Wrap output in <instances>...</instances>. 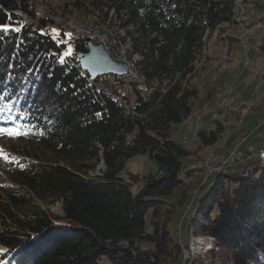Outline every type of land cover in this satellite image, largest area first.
Returning <instances> with one entry per match:
<instances>
[{
    "label": "trees",
    "instance_id": "16d2710c",
    "mask_svg": "<svg viewBox=\"0 0 264 264\" xmlns=\"http://www.w3.org/2000/svg\"><path fill=\"white\" fill-rule=\"evenodd\" d=\"M28 2L0 0V25H23L0 33V95L17 102L0 128L27 125L31 133L7 153L13 162L4 167L0 202L15 208L33 197L60 202L63 215L37 208L1 220L0 246L7 251L0 264L172 263L180 245L169 226L195 185L188 231L213 239L229 264H264V163L203 183L201 171L189 167L192 152L172 137L217 94L216 86L203 94L199 78L209 40L221 41L222 26L237 15L235 0H60L65 19L66 12L83 22L97 15L116 29V48L128 45V60L137 58L133 68L147 91L133 86L124 103L97 86L74 52L64 56L68 42H57L66 31L56 27L60 37H54L49 19L22 24L18 11L29 15ZM228 38L230 46L239 41ZM223 132L214 120L213 130L199 133L200 145H215ZM138 155L156 170L126 180V164ZM179 188L189 191L173 205L169 198Z\"/></svg>",
    "mask_w": 264,
    "mask_h": 264
},
{
    "label": "rangeland",
    "instance_id": "374dc122",
    "mask_svg": "<svg viewBox=\"0 0 264 264\" xmlns=\"http://www.w3.org/2000/svg\"><path fill=\"white\" fill-rule=\"evenodd\" d=\"M30 5L33 8L32 11L34 15L43 11H52L56 15L60 14V9L58 8L60 7L59 5H61L60 0H30ZM55 14H49L52 17L49 19H51L50 21L54 25L50 30L51 32L53 29L57 31L61 29L55 21ZM115 21L120 24L116 19ZM74 22H76V20H74ZM261 22L263 23L262 28ZM78 23L82 26L86 25L89 29L93 25L87 23L82 24L81 22ZM101 29L107 32L108 35L116 33L115 28H99V30ZM218 34L223 35V39L219 41L214 35L209 40L208 50H206L205 54L212 59H208L207 63H203H206L207 70L204 72V76L199 78V85L203 88V94H205L210 86H216L215 91L217 94L206 106L200 107L198 105L192 117L188 119L186 123L188 124L194 118H200L202 122L201 131L208 132L214 129V120H217V122L222 123L224 132L218 142L213 146L202 147L198 137H192L189 142L183 144L184 148L192 152V157L188 160L189 162L192 161L189 167L198 161L200 156L202 157L210 153L212 155L220 154L224 146H231L229 143L232 142L233 146L242 138L248 139L247 144H252V146L264 145V139H256L254 135L249 138L246 137L247 134L255 129L264 119V56L260 57L257 52V47L264 43V0L244 1L243 5L237 9V15L233 23L230 25H223L221 32ZM227 35L235 37L239 39V41L233 42L230 46L229 36ZM64 40L68 42V46L71 45V39L69 40L68 37L65 36ZM126 50H128V45L124 46L122 52H126ZM126 55L124 56L127 57ZM134 59L137 58H132V62ZM135 80L143 83V80H141L135 72H133L132 78L125 81L126 83H131ZM220 82L224 85L223 88L219 87ZM226 88L233 92L230 93ZM234 91L240 94L243 93L242 97L245 96L243 99H237L236 105H234ZM241 101H254V105L249 111L247 110V104H239ZM253 118L258 120L251 122ZM184 125L185 123L178 125L172 132L173 139L178 141V139L183 136L186 128V125L185 127ZM230 140H234L235 142H230ZM13 141V139L6 136H0V154L9 158L7 153L10 152ZM7 165L8 162L0 158V184L5 179L6 172L4 167ZM102 170L103 166L100 163L96 169V173L99 174ZM155 170L156 165L148 156L138 155L127 162L122 176L128 180L130 173L131 175H137L142 178L143 176L155 172ZM201 173L203 176L202 180L206 183V176H204V172ZM197 188L198 185H195L193 191L188 193V199L186 201L188 204L186 202L183 203L172 217L169 229L174 234V239L180 245V252L178 258L174 262L165 264H229L226 262V258L223 254L225 250H218L216 246H212L210 241H208L209 238H200L188 231L189 219L197 209V202L195 201ZM188 189L189 188H185L184 192L183 188L177 189L173 194V198H169V201H171L173 205H176L175 202L177 199H180L181 193L183 192L186 194V192L189 191ZM202 194H204V191L200 192V195ZM2 201L3 200L0 202V221L9 218V216L14 217L24 215L25 213L30 214V212H33L37 208L40 210L48 209L50 213L58 217L63 215L60 202H42L33 197L28 205L15 208L10 207ZM199 239L204 240L208 247L194 251L193 244ZM3 250L4 248L0 246V255L3 253ZM213 253H215L213 257L208 256V254L211 255Z\"/></svg>",
    "mask_w": 264,
    "mask_h": 264
},
{
    "label": "built area",
    "instance_id": "2783aa9c",
    "mask_svg": "<svg viewBox=\"0 0 264 264\" xmlns=\"http://www.w3.org/2000/svg\"><path fill=\"white\" fill-rule=\"evenodd\" d=\"M29 15L23 14L18 11V14L21 15L23 24H33L37 25L41 19H49L52 18L49 14H55L50 11H43L39 13L38 18H31V10L33 9L30 5L29 0ZM62 12L60 10V14L56 15V22L61 27L62 30L67 33H71V47L74 48L75 43H81L86 39L90 40L94 44L101 43L104 49L111 55H119V51H110V47L106 46V43L102 41L98 34L93 31L80 30L78 21L74 22L75 17L68 14L66 12L64 15L67 17L66 19L62 16ZM30 20H29V18ZM51 20V19H49ZM121 61L124 59L121 57ZM132 78V75H113L107 74L98 77L97 86L101 87L104 91H108L109 93H117L121 102L124 103V99L130 96L132 93L133 86H136L137 90L144 93L147 91L142 84H138L135 81L131 83H126L125 80ZM202 123V122H200ZM264 120H262L255 129L251 130V137L254 135L257 139H264ZM188 134H194V129H187V133L183 134V136ZM183 136L181 139H183ZM248 139L245 141H241L238 149L236 150H228V146L224 147L221 151L220 155L217 157H209L205 158L204 162L194 163V166H205L206 171H211V174L216 173L217 171H230L233 174L235 173H246L252 165L258 163H264V145L259 149L255 150L254 147L248 146Z\"/></svg>",
    "mask_w": 264,
    "mask_h": 264
},
{
    "label": "bare ground",
    "instance_id": "6f19581e",
    "mask_svg": "<svg viewBox=\"0 0 264 264\" xmlns=\"http://www.w3.org/2000/svg\"><path fill=\"white\" fill-rule=\"evenodd\" d=\"M244 1H248V0H235V4H236V6H237V9L239 8V7H241L242 5H243V2ZM59 6H61V5H59ZM33 10V9H32ZM76 12V11H75ZM112 12V11H111ZM73 13H74V11H73ZM82 15V14H81ZM103 15V14H102ZM73 17H75L74 15H72ZM79 16V15H78ZM77 16V17H78ZM99 16V15H98ZM108 16V15H107ZM39 17V13H36L35 15H34V12H33V17L32 18H38ZM77 17H75V19H76V21H78V22H81L82 24H84V23H87V24H93L92 25V27L89 29L88 27H86V25H80L79 24V28H80V30H87V31H93V32H95V33H97L98 34V37L102 40V41H104L105 43H106V46L107 47H110V51H119V55H113V58L115 59V60H118V61H121V57L124 59V61L123 62H125V63H127V65H128V71H127V73H126V75H133V72H135L134 71V68H133V63L132 62H130L129 60H128V58L127 57H125L124 55H125V53L124 52H122V49L124 48H116V41L113 39V34L111 33V35H108V33L107 32H104V31H102V29L101 30H99V28H109V26H106V25H103V23H99V20H97V15H91V17L89 18V21L87 20V22H83L79 17L77 18ZM85 17V16H84ZM83 17V18H84ZM110 17V16H109ZM82 18V17H81ZM111 18V17H110ZM117 18V17H116ZM84 20V19H83ZM100 21H101V19H100ZM105 23V22H104ZM119 25V24H118ZM99 27V28H97V27ZM113 26V25H112ZM121 26V25H120ZM260 26V25H259ZM110 33V32H109ZM121 36V35H120ZM116 38V37H115ZM123 42H124V40H123ZM125 46V45H124ZM131 49V48H130ZM127 51V50H126ZM130 57V56H129ZM130 59H131V57H130ZM135 60V59H134ZM136 61V60H135ZM136 82L138 83V84H141V82L140 81H137L136 80ZM107 94H108V91H105ZM109 95H114L118 100H120L119 99V96H118V94L117 93H109ZM264 120V119H263ZM201 122V119L200 118H194V119H192L187 125H186V128H185V133L184 134H186L187 133V129L189 128V129H194V134H188V135H185V136H183V139H181V138H179L178 139V143L179 144H181V145H183V144H185V143H187V142H189L190 141V138H196V137H198V135H199V133L201 132V126H202V124L200 123ZM241 144V142H237L236 144H234L233 146H232V143H231V146H228V150H236V149H238V147H239V145ZM225 147V146H224ZM214 152V151H213ZM203 155V154H202ZM218 155H220V154H216V155H212L211 153L210 154H206V155H203L202 157L200 156V158H199V160L198 161H196L195 163H198V162H204L205 161V158L207 157V156H209V157H217ZM190 169H192V170H200L201 172H204L203 174H204V176H206L205 177V180L207 179H209V178H212V177H214L215 175H220V174H225V173H227L228 171H217L216 173H214V174H211V171H206V167L205 166H194V163L190 166ZM204 183V182H203ZM208 241H210V243L212 244V246H214V240L213 239H208ZM193 250L194 251H198V250H200V249H204V248H207L208 247V245H206V243H205V241L204 240H196V242H194V244H193Z\"/></svg>",
    "mask_w": 264,
    "mask_h": 264
},
{
    "label": "water",
    "instance_id": "95a60500",
    "mask_svg": "<svg viewBox=\"0 0 264 264\" xmlns=\"http://www.w3.org/2000/svg\"><path fill=\"white\" fill-rule=\"evenodd\" d=\"M74 51L79 66L91 78L107 74L123 76L128 71L127 63L112 58L101 43L94 44L86 39L81 43H75Z\"/></svg>",
    "mask_w": 264,
    "mask_h": 264
},
{
    "label": "snow or ice",
    "instance_id": "6c2138e0",
    "mask_svg": "<svg viewBox=\"0 0 264 264\" xmlns=\"http://www.w3.org/2000/svg\"><path fill=\"white\" fill-rule=\"evenodd\" d=\"M22 27L23 25H20V27H16V28H12L10 25H0V33H8L9 31L19 32ZM52 32L54 34V37H57V38L60 37V33L56 29H53ZM41 34L44 35L45 33H41ZM64 35L68 37L69 40L71 39V35H72L71 33H65ZM64 43H66L65 40L59 39L57 42V46L59 47L61 44H64ZM72 53H73V49L69 45L67 47V50L64 52V56L65 57L71 56ZM61 63H64L63 58L61 59ZM29 71L31 72L32 70L29 69ZM6 100H10V97H8L7 95H0V119H2L6 113H11L12 109L15 107L17 103L15 100H10V102H5ZM20 118L21 119L24 118L23 114H21ZM12 122L15 124V121H12ZM29 135H31V133L28 130L27 125L15 124V127H12V128H0V136H6L13 140L19 137L27 138ZM41 135H43V133H41ZM0 158H3L8 163L13 162L12 159L6 156H3L2 154H0ZM3 251H7V250L4 249Z\"/></svg>",
    "mask_w": 264,
    "mask_h": 264
},
{
    "label": "crops",
    "instance_id": "0c3cea01",
    "mask_svg": "<svg viewBox=\"0 0 264 264\" xmlns=\"http://www.w3.org/2000/svg\"><path fill=\"white\" fill-rule=\"evenodd\" d=\"M261 21H262V20H261ZM261 23H262V22H261ZM262 25H263V23L261 24V28H262ZM261 28H260V29H261ZM227 36H229V35H227ZM215 43H217V42H215ZM259 47H264V43L261 44V45H259V46L257 47V49H258V51H257V52H258V55H259L260 57H262V56H264V53H263V54H260V53H259ZM210 59H212V58H210ZM211 62H214V61H211ZM226 90L228 91L229 89L226 88ZM229 92L232 93L233 91H232V90H231V91L229 90ZM234 92H235V91H234ZM242 95H243V93L240 94L239 92H237V93L235 92V95L233 96V98L235 99V101H234V105H236V103H237V99H240V98L243 99V98L245 97V96L242 97ZM242 103L247 104V106H248V107H247V110H249V111L251 110L252 106L254 105V104H253L254 101H248V102H242V101H241V103H239V104H242ZM263 113H264V112H263ZM248 114H249V113H248ZM237 118H238V117H237ZM246 118H247V117H246ZM246 118H244V119H246ZM249 120H250V119H249ZM256 120H258V119H254V118H253V119L251 120V122H255ZM185 125H186V122H185ZM185 125H184V127H185ZM246 137H247V138L251 137V132H250L249 134H247ZM254 137H255V136H254ZM255 138H256V137H255ZM256 139H257V138H256ZM245 140H246V139H243V138H242V139H240V141H238V142L245 141ZM248 146L254 147V149L257 150V149H259L260 147H262L263 145H262V146H252V144H251V145L248 144Z\"/></svg>",
    "mask_w": 264,
    "mask_h": 264
}]
</instances>
